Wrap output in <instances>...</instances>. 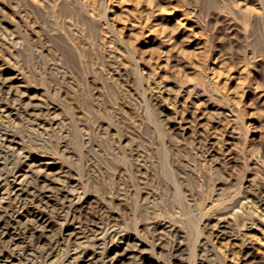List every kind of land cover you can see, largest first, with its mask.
<instances>
[{
	"label": "rangeland",
	"instance_id": "rangeland-1",
	"mask_svg": "<svg viewBox=\"0 0 264 264\" xmlns=\"http://www.w3.org/2000/svg\"><path fill=\"white\" fill-rule=\"evenodd\" d=\"M0 76L1 199L27 177L4 217L78 230L27 185L47 175L102 228L86 264H107L106 231L141 264H264V0H0ZM24 237L0 248L14 264H67V242L41 257Z\"/></svg>",
	"mask_w": 264,
	"mask_h": 264
},
{
	"label": "bare ground",
	"instance_id": "bare-ground-1",
	"mask_svg": "<svg viewBox=\"0 0 264 264\" xmlns=\"http://www.w3.org/2000/svg\"><path fill=\"white\" fill-rule=\"evenodd\" d=\"M7 84H8V81L3 79L0 76V86H7ZM10 85L11 84H9V86ZM7 94L10 96L17 95L16 91L12 90V88L9 89ZM12 143H13V139L7 134L0 136V190L4 188V185L7 182H9V179L4 176L3 163H1L3 159H6V157H8L7 156L8 152L7 151L5 152V149H2V148H7V146ZM20 160L23 163V165L27 163V158L25 157L20 158ZM7 174L9 175V173ZM19 177L20 176L18 175V172H15L14 175H12L10 178H12L11 181L16 182V180ZM26 179L27 177L20 179L18 182L19 183L18 185H14L11 188H9L10 190L7 193L5 192L6 193V196L4 195L5 198L2 197L1 199L0 197L1 199V202H0L1 203L0 204V248L1 246H3V243H4L6 245V248H8L9 250L10 249L14 250L15 247H18L19 244L22 243L21 239L25 238L24 235L28 232L30 241L32 243L31 246L33 245V247L37 250V252L39 253L41 257H47L48 255H50L51 252L56 249V248L54 249V247L57 246L56 244L63 240L67 242L68 244H70V246H72V248L69 249L70 258L68 259L67 264H86L85 262H88V260L92 259L93 253L90 255V253L88 252L89 249L85 248L82 245L81 241L89 239L92 236L98 235L100 232H102L101 231L102 228L98 226L97 224L98 220H96V217L94 216H92L93 218L91 219V221H86L85 223H83L84 225H82L80 223L81 216L79 215V209L81 207L80 204L79 205L77 203L75 204L72 201L73 195L71 194V192L70 193L66 192L63 189H60V192L58 195L51 194L54 188L51 186L52 182L50 181L47 175L46 176H36L29 183H27V185L31 186L32 187L31 189H39V198L42 200H45V203L49 202L50 200L54 201L57 206L58 211L63 210L64 202L70 201V225L79 224V226L81 227H78L77 228L78 230H75L74 232L70 231V233H68L62 229L59 237H55L53 239L48 240V238H50L49 233L53 232L52 231L53 225L55 223L52 225L50 222V219L45 218V216H42V215L33 216V219L31 218V219L26 220L25 226L23 227L19 226L20 223H19L18 218L20 215V210L15 209L11 214L4 217L3 214H6V210H7L6 201L10 202L13 200V203L14 201H16L17 203L20 201V198L23 192L22 183L25 184ZM19 208H20V205H19ZM103 211L104 210L102 207V209H100L101 214H100L99 219L108 220V216H105ZM226 224L227 223L225 219L217 218V226L218 228H220L218 230H221L222 228H226L227 226ZM163 229H164L163 226L155 225L152 227V232L154 235H158L162 233ZM219 233H222V232L219 231ZM104 235L106 236V238H109V246L108 247L106 246L105 248H101L100 246H102L103 244L98 245L97 248L99 249V251H95V252L102 254L107 264H120L127 259L129 260L131 259L135 261L136 264H141V263H144V261L146 260V257H145L146 255L144 254V251L141 249L139 244H135L134 238L130 234L123 233L121 231H110L109 233L106 231ZM250 244H247L244 247H242L243 248L242 251L246 257L250 255L252 251ZM8 258H9V255L7 257L4 250H0V264H14L12 260H9Z\"/></svg>",
	"mask_w": 264,
	"mask_h": 264
}]
</instances>
